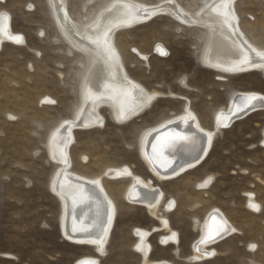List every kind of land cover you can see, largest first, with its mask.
Instances as JSON below:
<instances>
[{"label":"rangeland","instance_id":"obj_1","mask_svg":"<svg viewBox=\"0 0 264 264\" xmlns=\"http://www.w3.org/2000/svg\"><path fill=\"white\" fill-rule=\"evenodd\" d=\"M108 1L66 0V10L73 21L83 25ZM134 1L155 4L160 0ZM176 1L194 14L208 0ZM235 8L242 30L264 49V0H237ZM0 12L9 16L12 32L25 41L0 45V264H74L83 257L97 258L99 264H140L133 249V229L150 230L159 223L145 207L124 200L129 179L102 181L116 207L105 256L92 247L69 243L61 235V209L50 190L58 164L49 156L48 139L79 109L88 59L64 39L48 0H0ZM208 37L207 30L184 27L163 14L116 33L115 46L129 77L162 96L143 114L122 125L114 121L109 107H101L102 127L73 132L71 171L94 178L109 168L127 166L152 180L164 192L167 203L173 200L164 216L178 235L177 255L173 245L160 244L163 232L155 231L147 238L152 261L264 264L262 112L217 133L205 161L173 180L158 182L138 154L142 135L179 116L185 100L201 126L210 130L214 113L227 108L234 92H256L264 97L260 72L227 75L201 64ZM160 47L165 55L157 52ZM133 51L146 55V60ZM183 80L185 85L180 83ZM208 177L213 180L207 190H199L197 183ZM247 192L261 205L259 212L247 207ZM214 208L237 232L211 247L217 251L213 258L188 263L184 259L191 253L190 244L199 236L193 223Z\"/></svg>","mask_w":264,"mask_h":264},{"label":"bare ground","instance_id":"obj_2","mask_svg":"<svg viewBox=\"0 0 264 264\" xmlns=\"http://www.w3.org/2000/svg\"><path fill=\"white\" fill-rule=\"evenodd\" d=\"M48 1L64 39L88 59L87 72L81 85L80 107L70 119L61 122L48 139L49 156L58 164L50 190L61 209L58 222L60 233L69 243L92 247L99 256H105L116 207L102 181L129 179L130 184L123 194L124 200L145 207L150 217L159 223L158 227L150 230L133 229L136 239L133 249L140 256V264H172L165 260L149 259L152 246L147 238L152 232L162 231L160 244L173 245V252L177 255L179 238L164 216L170 212L173 200L167 203L164 192L155 187L152 180L138 176L127 166L109 168L94 178L72 172L70 147L74 141L73 132L102 127L104 118L100 109L103 106L109 107L114 121L122 125L143 114L162 96L158 92L147 91L129 77L115 46V34L131 29L137 22L163 14L184 27L207 30L208 44L200 61L205 68L220 74L238 75L252 70L264 77V59L256 54L264 52V49L253 43L242 30L235 8L237 0H208L194 14L176 0H160L155 4L109 0L90 22L83 25L70 18L66 0ZM93 1L89 0V3ZM3 16L8 17V35L0 34V45L4 42L23 44L25 41L22 36L20 43L10 38L19 35L12 32L9 16L3 12H0V23ZM158 49L161 47L157 48V52ZM133 52L146 60V55ZM180 83L185 85L184 80ZM250 96L258 98L252 102L254 106H248ZM261 97L256 92H234L227 108L214 113L213 128L210 130L201 126L196 114L189 108L188 100H185L179 116L167 119L142 135L138 154L158 182L173 180L205 161L215 136L221 130L254 112L264 114V99H259ZM262 138L264 145V128ZM212 180V177H208L204 182L197 183V188L207 190ZM245 197L249 209L255 212L261 210L253 193L247 192ZM193 228L198 229L199 236L190 244L191 253L184 259L188 263L213 258L217 251L211 247L237 232L217 208L211 209L203 220H195ZM217 232L220 234L216 235ZM210 236H215V239H207ZM74 264H99V261L94 257H83Z\"/></svg>","mask_w":264,"mask_h":264},{"label":"snow or ice","instance_id":"obj_3","mask_svg":"<svg viewBox=\"0 0 264 264\" xmlns=\"http://www.w3.org/2000/svg\"><path fill=\"white\" fill-rule=\"evenodd\" d=\"M215 10V9H213ZM0 34H4V35H8V17L7 16H3L2 17V23H0ZM41 35H43V33H41ZM11 39H14L17 43H20L21 42V37L20 36H12L10 37ZM251 47V46H249ZM162 55H165L166 53L164 52L163 49H158ZM253 51H256L255 49H253ZM258 56H260L262 59H264V52H257L256 53ZM244 62H247V61H244ZM258 98L255 97V96H250L248 98L249 100V105L248 106H254V104H252L253 101L257 100ZM259 99H264V97H261ZM225 126H227L225 124ZM234 231V229H233ZM220 233L217 232L216 235H219ZM207 239H215V236H210V237H207ZM251 247L254 249L255 248V245H251ZM139 250V247L138 249ZM101 251H103V248H101Z\"/></svg>","mask_w":264,"mask_h":264},{"label":"water","instance_id":"obj_4","mask_svg":"<svg viewBox=\"0 0 264 264\" xmlns=\"http://www.w3.org/2000/svg\"><path fill=\"white\" fill-rule=\"evenodd\" d=\"M152 18H148V19H145V20H142L141 22H137L136 24H134L132 27H130V28H133V27H135V26H138V25H141V24H144V23H146V22H148V21H150ZM251 72H253L252 70H249L247 73H251ZM243 73V72H242Z\"/></svg>","mask_w":264,"mask_h":264}]
</instances>
